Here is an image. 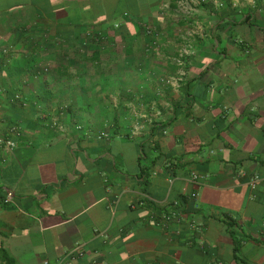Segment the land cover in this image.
Listing matches in <instances>:
<instances>
[{"label":"crops","instance_id":"1","mask_svg":"<svg viewBox=\"0 0 264 264\" xmlns=\"http://www.w3.org/2000/svg\"><path fill=\"white\" fill-rule=\"evenodd\" d=\"M0 136V264H264V0H0Z\"/></svg>","mask_w":264,"mask_h":264},{"label":"built area","instance_id":"2","mask_svg":"<svg viewBox=\"0 0 264 264\" xmlns=\"http://www.w3.org/2000/svg\"><path fill=\"white\" fill-rule=\"evenodd\" d=\"M191 55V52L190 50L188 49H181L180 52H179V55L178 57L175 59V63L179 66L182 65V62H183V59L190 56ZM0 147H6L8 149H11V148H14L15 147V143L4 137V136H0ZM192 178L194 180L197 179V176L195 174L192 175ZM259 180V177L258 176H254L251 180V187L254 188L256 183L258 182ZM9 196L10 194L7 195V199H9ZM192 197H196L195 194L192 195ZM178 206V203H174L172 205V208L173 209H176ZM175 218H179V215L178 213H176V211H173L171 210L169 213H165L163 216H162V220L165 221V222H171L172 220H174ZM83 255V251L81 249V246L80 245H77L75 246L72 250H70L67 254L68 257L74 259V258H77V257H81ZM42 264H47L46 262H43Z\"/></svg>","mask_w":264,"mask_h":264},{"label":"trees","instance_id":"3","mask_svg":"<svg viewBox=\"0 0 264 264\" xmlns=\"http://www.w3.org/2000/svg\"><path fill=\"white\" fill-rule=\"evenodd\" d=\"M178 206L181 207L182 205L179 204ZM5 260H6V263H7V264H13V261H12L11 259H9V258H5Z\"/></svg>","mask_w":264,"mask_h":264}]
</instances>
